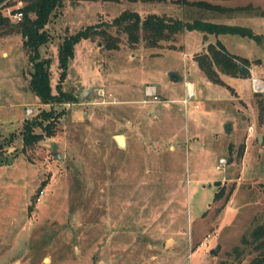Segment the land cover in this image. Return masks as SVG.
<instances>
[{
	"label": "rangeland",
	"instance_id": "374dc122",
	"mask_svg": "<svg viewBox=\"0 0 264 264\" xmlns=\"http://www.w3.org/2000/svg\"><path fill=\"white\" fill-rule=\"evenodd\" d=\"M18 1L1 2L2 13ZM174 1L65 0L52 12L50 40L38 52L51 59L54 93L64 36L97 26L74 46L61 85L77 97L90 89L77 102L41 103L28 88L23 38L0 25V264H264V235L252 237L264 223V0H207L235 8L223 13ZM124 10L240 25L260 39L210 35L209 43L220 39L236 62L230 72L214 66V82L196 61L209 44L202 33L188 38L194 52L182 63L185 30L155 45L140 33L132 43L112 24ZM237 64L250 74L240 76ZM173 69L181 82L168 78ZM185 80L195 86L186 104ZM149 84L156 99L144 95ZM44 112L52 117L43 120ZM30 120L42 123L34 127L42 135L52 123L53 135L24 145ZM53 141L61 159L51 152ZM220 157L225 168L218 170Z\"/></svg>",
	"mask_w": 264,
	"mask_h": 264
},
{
	"label": "trees",
	"instance_id": "16d2710c",
	"mask_svg": "<svg viewBox=\"0 0 264 264\" xmlns=\"http://www.w3.org/2000/svg\"><path fill=\"white\" fill-rule=\"evenodd\" d=\"M4 0H0V3ZM24 6L21 8L22 18L20 22L9 21L0 8V25H7L17 31L21 38H23V46L30 52L31 73L30 80L28 81V88L33 92L41 103L49 104L54 102H77L78 97L68 91H64L62 82L67 75V63L74 57V46L82 39H89L93 34L97 33L94 25H88L79 31L64 36L63 41L57 49L58 68L61 70L58 82L54 85L56 93L50 84V65L51 59L43 58L40 56L39 47L46 45L50 40L49 33L46 31L45 26L49 22V17L52 12L63 6L65 0H22ZM164 2L166 0H142ZM176 3H185L187 5L201 7L210 12H226L233 11L235 8H225L224 6L207 0H175ZM238 9V8H236ZM119 30L123 31L127 36L129 42L136 43L142 38L145 39L147 44L155 45L160 40L174 39L173 37L181 33V31H200L206 35L218 36L222 34H236L241 37L252 38L253 40L260 39V35L255 34L250 28H245L240 25H228L221 22H213L211 20L198 18L193 21H186L180 18H174L167 14L161 15L156 12L148 13L144 18H141L138 12L134 10H124L119 15L114 17L112 22ZM104 35L105 43L108 48L115 47L114 38L111 35ZM207 52L200 54L196 61L198 67L205 72L207 77L216 82L218 79L215 77L214 66L220 67L222 71L230 72L235 66L236 62L231 55L228 54L226 49L219 40L214 44L209 43L206 47ZM238 71V67H237ZM258 110L262 111L263 106L258 105ZM43 120L52 117L51 112L42 114ZM48 123L44 126V135L34 132V127H42V123L36 120L26 121L22 130V139L24 145H31L34 141L42 139L44 136L50 137L53 135V125ZM219 185V184H218ZM233 189L228 191L227 196L231 194ZM224 193V188L221 186L219 191L215 192L212 200L217 201ZM264 235V223L257 226L252 232L254 239ZM262 242V241H261ZM260 242V243H261Z\"/></svg>",
	"mask_w": 264,
	"mask_h": 264
},
{
	"label": "built area",
	"instance_id": "2783aa9c",
	"mask_svg": "<svg viewBox=\"0 0 264 264\" xmlns=\"http://www.w3.org/2000/svg\"><path fill=\"white\" fill-rule=\"evenodd\" d=\"M17 5L13 6V8H10V7H6L4 9V16L9 20V21H12V22H20L21 18H22V11H21V1L19 0L17 3ZM254 89L256 91H263V85L262 83H258L259 81L258 80H254ZM183 84H185V97L183 98V103H188V101H190L191 99H193L195 97V86L193 83H191L190 81H184ZM144 95L146 97H152L153 99H156V89L153 85H148L146 86L145 88V91H144ZM101 96L103 98H105L106 96V93L102 90L101 92ZM197 107V105H196ZM33 113V108L31 107H26L25 109V114L27 116H31ZM253 129V125L251 124L249 127H248V132H251V130ZM225 165V159L220 157L219 160H218V165L216 166L217 169H224ZM44 194V191L43 190H40L38 195L36 196V200L39 201L41 199V196Z\"/></svg>",
	"mask_w": 264,
	"mask_h": 264
},
{
	"label": "water",
	"instance_id": "95a60500",
	"mask_svg": "<svg viewBox=\"0 0 264 264\" xmlns=\"http://www.w3.org/2000/svg\"><path fill=\"white\" fill-rule=\"evenodd\" d=\"M238 66V73L240 76H247L248 74H250V69L248 67H246L245 65L242 64H237ZM168 78L173 81V82H178L181 81V77L178 75V73L174 70H171L167 73ZM90 89H86L84 90L78 97L79 101H82L83 99H85L88 96ZM224 132L227 134H230V130H231V125L230 123H225L224 125ZM114 139L116 141V143H118L119 147H123L124 146V141H125V136H123L122 134H117L114 136ZM57 151V143L55 141L52 142L51 144V152L55 155V157L57 159H61V155L56 153ZM168 244V243H167ZM219 250V246H215L214 248H211L210 251L213 255H216L218 253Z\"/></svg>",
	"mask_w": 264,
	"mask_h": 264
},
{
	"label": "crops",
	"instance_id": "0c3cea01",
	"mask_svg": "<svg viewBox=\"0 0 264 264\" xmlns=\"http://www.w3.org/2000/svg\"><path fill=\"white\" fill-rule=\"evenodd\" d=\"M187 33H186V36L185 37H187V39H186V41H185V43H183L184 44V46H182V48L180 49L181 51H182V53L181 52H179V54L181 55V59H182V63L183 62H185L186 63V60H187V56L188 55H190L191 53H193L192 52V49H194V45H192L191 43H192V40H189L188 38H191L192 36H196L195 34H197V33H202V32H200V31H186ZM194 32H196V33H194ZM205 35V36H204ZM222 35H224V34H222ZM209 36L210 35H206V34H203L202 33V41L204 42V44L203 45H206V44H208L209 43ZM216 36V35H215ZM220 35H218L217 37H219ZM219 39V38H218ZM207 40V41H206ZM220 40V39H219ZM184 51H183V50ZM190 51V52H189ZM184 63V64H185ZM173 70H175V69H173ZM179 82V81H178ZM181 82V81H180ZM151 85V84H150ZM154 86V85H153ZM155 87V86H154ZM145 91V90H144ZM192 100V99H191ZM27 107V106H26ZM25 107V108H26ZM198 107V106H197ZM196 107V105H194V108H197ZM25 116H27L26 114H25ZM253 131V129L251 130V134L250 135H252V132ZM125 144H126V140L124 141V146H125Z\"/></svg>",
	"mask_w": 264,
	"mask_h": 264
},
{
	"label": "bare ground",
	"instance_id": "6f19581e",
	"mask_svg": "<svg viewBox=\"0 0 264 264\" xmlns=\"http://www.w3.org/2000/svg\"><path fill=\"white\" fill-rule=\"evenodd\" d=\"M258 83H260V82H258Z\"/></svg>",
	"mask_w": 264,
	"mask_h": 264
}]
</instances>
